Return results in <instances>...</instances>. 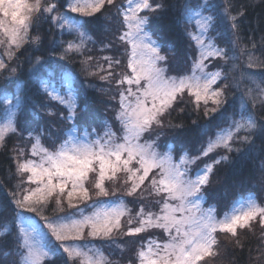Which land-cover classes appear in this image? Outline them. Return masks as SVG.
Returning a JSON list of instances; mask_svg holds the SVG:
<instances>
[{
    "label": "snow or ice",
    "instance_id": "1",
    "mask_svg": "<svg viewBox=\"0 0 264 264\" xmlns=\"http://www.w3.org/2000/svg\"><path fill=\"white\" fill-rule=\"evenodd\" d=\"M66 4L68 12L79 15H51L57 11V4L52 0H0V46L4 48L0 53V72H16V68H10L3 57L7 56L12 61L17 56L16 50L25 44H39L40 36H30L29 33L41 20H48L49 17L56 28L66 29L76 37L75 40L53 41L50 56L61 60L68 59L71 54L83 56L86 43L91 39L87 25L97 21L99 14L106 6L114 5L115 0H66ZM171 7L169 0H127V6L118 9L126 31L117 39L129 46L126 49L128 71L121 73V78L116 80L120 87L128 85L119 92L120 110L116 119L121 125V136L118 137L107 124L104 125V135L95 140L90 139L91 133H78L75 124L63 134L64 138L51 131L45 136V131L37 127L35 131H28V137L33 141L30 149L33 158L19 159L24 156V149H14L17 154L14 157L16 173L21 177L26 175L21 183L30 187L22 194L10 193L9 207L15 205L11 209L14 215L10 220L0 219L3 226V231H0V264H44L61 249L66 254L64 264H109L98 249L89 248L85 252L81 242L111 240L115 234L134 237L153 228L162 229L168 239L163 242L150 239L141 244L135 250V264H207V258L218 255L217 233L236 237L238 229H250L251 222L257 219L264 228V206H260L252 196L234 201L220 219L214 207H202L204 190L211 182L214 166L230 162L231 153L242 155L251 151L257 137L264 141V117H257L254 112L257 102L264 110V88L258 85L255 95L251 94V90L245 92L251 101V108L246 106L247 102L242 97V111L223 117L228 103L225 96L228 85L222 88L213 86L227 77L219 70L206 71V61L215 58L227 62L229 56L227 50L218 47L209 35L215 20L211 15H204V7L200 5L182 6L184 24L196 29L193 32L185 27V35L191 42L189 47L195 46L191 71L184 75H167L170 63H174L179 70L181 64L191 59L187 51L169 45L166 37L157 35L153 39V34L148 31L150 20L159 19ZM145 12L152 15L141 14ZM230 19L231 28L238 30L237 17L230 16ZM105 47L111 48L112 45ZM36 59L40 61L39 57ZM249 59L248 66H255L253 58ZM104 60L108 63L107 69L95 65L96 71L88 72L85 68L87 75H99L101 80L111 81L113 66H119L121 60L111 57H104ZM91 62V56L81 61L87 67H93ZM37 90L42 91L44 100L33 110L37 115L44 113L46 129L63 121H77L81 112L86 114V120L95 119L86 105L80 106L78 95L72 91L62 94L50 80H41ZM185 94L194 98L197 112L203 105V116L209 117V123L222 117L226 124L215 127L214 135L208 137L198 156L184 152L179 155L177 163L170 152L156 150L155 140L144 144L140 140L145 134L165 126V117L171 114ZM15 100L13 104L5 99L7 119L0 123V149L7 147L10 135L18 134L19 94ZM209 102L213 105L211 108ZM57 106H65L67 115L58 111ZM237 115L239 118H236ZM168 127L184 129L183 124H172L171 121ZM208 131L204 128L202 134L207 135ZM242 132L245 134L241 135ZM42 138L48 139L51 146L45 147ZM56 140L60 142L57 144ZM221 149L225 154L205 164L195 176L189 174L190 166L201 157H208ZM261 171L264 172V168ZM90 174L94 179L90 180ZM120 174L125 177L123 185L127 196L143 197L147 192L149 196L158 197L155 203L159 205V211H145L142 204L133 218L123 199L118 203H108L103 199L115 195L116 189H110L106 182L115 184ZM261 179L264 180V177ZM146 181L148 184L143 187ZM50 202L55 204L54 213L65 214L51 219L41 216L43 227L24 215L26 212L39 214ZM88 208L92 211L85 214ZM66 209L72 211L66 212ZM124 217H129L126 225ZM134 221L136 226H133ZM9 223L13 225L12 229L7 227ZM49 234L55 243L51 239L45 243ZM8 237H11V246L5 247L9 244Z\"/></svg>",
    "mask_w": 264,
    "mask_h": 264
},
{
    "label": "trees",
    "instance_id": "2",
    "mask_svg": "<svg viewBox=\"0 0 264 264\" xmlns=\"http://www.w3.org/2000/svg\"><path fill=\"white\" fill-rule=\"evenodd\" d=\"M55 2L58 4L57 9H63L68 13V9L63 7L67 5L66 0H55ZM126 2L127 0H115L114 5L106 6L102 14H99L97 21L87 25L91 39L86 43L83 56L71 54L65 60H61L59 57H51L53 41L75 40L76 37L75 34H70L66 29L62 31L49 23L48 29H37L33 32L35 36L39 35L41 38L40 43H36L34 50L28 48L29 44H25L23 48L16 50L17 56L14 60L5 61L10 68H16V72L14 74L9 71L0 72V119L5 115L2 94L8 91L11 92L16 85L19 86L20 90V111L17 112L18 134L10 135L6 141L7 147L0 149V193H3V186L18 178L14 159L17 154L14 149H24V156L19 159H29L31 156L32 141L28 137V131H35L39 127L45 131V136H47L48 131L63 136L64 131L73 124L80 130L90 127L97 128L96 126L101 123L103 125L108 123L113 128L118 126L114 124L113 120L119 110V92L128 87L126 84L122 87L116 84V80L121 78L120 74L128 71L126 69L127 45L117 39L124 31L122 17L119 15L118 9L124 7ZM169 2L172 4L171 9L161 15L159 19H151L148 31L153 34L154 38L157 35L164 36L167 38L169 45H174L188 52L191 59L187 63L181 64L179 70H177L174 63L169 64L168 74L181 75L191 69L192 59L195 58V46L193 44L189 47L191 42L185 35V27H189L191 31L194 27L184 24L181 18L182 6L185 4L189 6L199 5L200 0H169ZM204 12L206 15L213 16L215 20L214 27L210 30L209 35L215 39L218 47L227 50L229 56L227 62L215 58L208 60L206 70H219L227 77L218 81L214 88H222L228 85L225 96L228 103H231V107H228L227 103L224 113L230 117L233 112L239 113L242 111L240 108L242 97L247 102L246 106L251 108V101L245 95L247 90H251V94L255 95L258 85L264 88V66H262L264 65V0H211ZM238 13H242V15H238ZM141 14L152 15L146 12ZM73 15L75 17L79 14L74 13ZM230 16L237 17L238 30L231 28ZM109 44L112 45L111 48L105 47ZM0 49L3 50V47L0 46ZM164 51L167 52L168 50L164 49ZM26 55L31 56V61L27 60ZM88 56L92 57L93 67H87L86 64L81 63ZM37 57L40 58L39 62H37ZM104 57L121 60L119 66H113V79L111 81L101 80L99 75H87L85 71V68L88 72L96 71L95 65L107 69L108 63L104 60ZM250 57L256 62L253 67L248 66ZM47 71L54 76L63 73H70L73 76V90L78 95L79 104L81 107L87 106L88 112L94 114V120H86V114L81 112L79 113L80 119L73 121V124L67 120L56 123L51 129H46L47 118L44 113L40 112L37 115L33 109L35 105L44 100L42 91L37 89L39 80L47 74ZM188 97L185 94L183 99L177 103L180 107V114H175L172 110L171 114L165 117V125H167L162 129H158L160 134L164 136V141L159 145L169 148L174 155L186 151L190 155L197 156L208 137L212 136L215 128L210 129L208 125L202 122L203 120L199 118L198 114H202L203 111L197 112L192 100ZM232 105H234V108ZM201 109H203V105H201ZM57 110L64 112L65 115L67 113L64 106H57ZM21 112H23V115H21ZM254 112L257 117H264V110H261L259 102H257ZM171 117L174 120L173 124L184 125L182 131L168 127ZM193 121H196V124H193ZM222 121L225 125L226 120L223 118ZM204 128L209 129L207 135L202 134ZM115 131H118V129ZM244 134L241 133V135ZM58 142L59 140H56V143ZM42 143L50 145V141L46 138H42ZM223 154L225 153L221 149L199 161L201 164L211 162L218 158V155ZM229 155L230 162L214 166L211 182L204 190V203L212 205L218 216L240 195L250 194L251 192L255 195L259 205L264 206V180L261 179V177H264V172L261 171L264 168V141L257 137L251 151H245L242 155L235 152ZM196 163L199 164V162ZM234 171H236L235 174H233ZM22 179H25V177H22ZM27 186L29 185L20 183L19 187L16 186L17 191L22 194ZM106 186L110 189L115 188L114 196L118 197L117 194L120 192L116 184L106 182ZM146 196H148L147 192L144 193L143 197L136 195L127 200L131 217L136 216L138 207L142 204L144 207L150 206L153 209H158L159 205L155 203V199L158 197L151 196V200L146 203V201H142ZM112 197L110 195L108 198ZM11 199V197L7 198L5 195H0V219L10 220L14 215L11 209L15 206L12 204L11 208L9 207ZM53 208H55V204L50 202L47 207L40 210V213L49 217L65 214L54 213ZM67 211L72 210L66 209ZM128 218L126 217L123 220L125 225ZM133 226H136L135 221ZM7 227L12 229L13 225L9 223ZM124 230L126 231V226ZM0 231H3L2 225H0ZM146 235L159 236L160 233L157 232L156 228H153L134 237L120 234L118 242L113 237L111 240H92L90 245L105 253L108 256L109 264H130V262L135 264V250L141 244H144ZM7 239L9 244L5 247H10L11 237ZM217 239L218 247L216 251L218 255L207 258V264H264V228L261 227L258 219L251 222L250 229H238L236 237L226 233H217ZM65 258L66 255L55 253L46 259L44 264H64Z\"/></svg>",
    "mask_w": 264,
    "mask_h": 264
},
{
    "label": "rangeland",
    "instance_id": "3",
    "mask_svg": "<svg viewBox=\"0 0 264 264\" xmlns=\"http://www.w3.org/2000/svg\"><path fill=\"white\" fill-rule=\"evenodd\" d=\"M52 2H54V3H56L55 2V0H52ZM211 3V0H200V6H203L204 7V10H205V8L209 5ZM58 5V4H57ZM127 6V2L125 3V5H124V7H126ZM64 8H67V5H64L63 6ZM58 8V7H57ZM63 9H57V11L56 12H53L51 15H57L58 13H67V12H65V10H63ZM68 14L69 15H71V16H74L73 14L74 13H70V12H68ZM204 15H206L205 14V12L203 13ZM49 23L51 24V25H53L52 24V22H51V20H50V17H49V19L48 20H41V22L37 25V27L34 29V30H32V32H30L29 33V35L30 36H35V33H33V32H35L37 29H43V30H46V29H48L49 28ZM124 31H126V28L124 27ZM123 31V32H124ZM196 31V29L194 28L193 29V32H195ZM153 39H155L154 37H153ZM35 45H36V43H32V44H29V47L28 48H33L32 50H34L36 47H35ZM129 46L127 45V48H128ZM4 51V48H3V50H1L0 49V53H2ZM26 57H28V55H26ZM31 56H29L28 57V61H31ZM3 59L6 61V60H8V58H7V56H4L3 57ZM17 59H18V57H17ZM206 63H207V61H206ZM190 71H191V69L188 71V72H186V73H184V74H188V73H190ZM206 71H208V70H206ZM208 72H215V71H208ZM184 74H181V75H184ZM167 75H170V76H175V75H177V74H168L167 73ZM41 80H50L51 81V83H52V86L53 87H55V88H57V89H59V90H61V92H62V94L64 93V91H72L74 94H75V92H74V90H73V76L69 73H63L62 75H59V74H57V75H53L52 73L51 74H49V71H47V74L46 75H44V76H42V78L39 80V82L41 81ZM214 87V86H213ZM20 90H19V86L18 85H16L12 90H11V92L10 91H8V92H4L3 94H2V96H3V102H4V104H5V99L7 98L8 100H11L12 101V103L13 104H15L16 103V100H15V97L17 96V94H19V97H20V92H19ZM190 100H192V103H193V99L194 98H192V97H188ZM247 99H248V96H247ZM194 104V103H193ZM212 104H211V102H209V106H211ZM233 106V108H234V105H232ZM212 107V106H211ZM228 107H231V103H228ZM64 108H65V110L67 111V109H66V107L64 106ZM225 108H227V107H225ZM5 109H6V104H5ZM179 109H180V107L176 104L175 105V107H174V113L175 114H180L181 112L179 111ZM120 110V109H119ZM118 110V111H119ZM202 111H203V109H201ZM66 115H67V113H66ZM199 115V118L201 119V120H203L202 122L204 123V124H206V125H208L209 126V128L211 129L212 127H216L217 125H224L223 124V121H222V117H217V119L216 120H214V121H212L211 123H209L208 121H209V117H205V116H203V112H202V114H198ZM223 117H228V115L226 114V113H223ZM236 118H239V116L238 117H236ZM7 119V112H6V110H5V115H4V117L3 118H1L0 119V123H3L5 120ZM170 119V118H169ZM69 121V123H71V124H73V121L72 120H68ZM171 123L173 124L174 123V120L172 119V117H171ZM113 122H114V124H117L118 126L116 127V128H113V127H111V125L110 124H108V123H106L107 125H108V127L113 131V132H115L116 133V135L119 137V136H121L122 135V132H121V125H120V123H119V121L116 119V117H115V119L113 120ZM167 125V124H166ZM165 125V126H166ZM73 126V125H72ZM164 126V127H165ZM76 127V126H75ZM97 128H93V127H90V128H86V129H82V130H80V129H78L77 127H76V130H77V132L78 133H80V134H83L84 132H88V133H91V135H90V139H92V140H95L98 136H100V137H102L103 135H104V132H105V127H104V125H103V123H101L99 126H96ZM116 129H118V131H115ZM67 130H68V128L64 131V133H66L67 132ZM94 130V131H93ZM214 132L215 131H213V134L212 135H214ZM158 137V138H157ZM61 138H64V136H61ZM152 140H155L156 141V145H157V148H156V150L157 151H159V152H161V153H164V152H170L171 154H172V157H173V160H174V162H179V155L180 154H182V153H184V152H186V151H184V152H182V153H180V154H178V155H174L172 152H171V150L169 149V148H167V147H163L162 145H159L160 143H162L163 141H164V136L162 135V134H160V132L158 131V129H156L153 133H151V134H145L142 138H141V140H140V143L141 144H144L146 141H152ZM208 140V139H207ZM59 142H60V140H59ZM58 142V143H59ZM119 142V141H118ZM205 142V141H204ZM32 143H33V141H32ZM57 143V144H58ZM206 143H207V141H206ZM206 143H205V145L204 146H206ZM44 144V143H43ZM44 146L45 147H50L51 145H47V144H44ZM203 149V148H202ZM201 149V150H202ZM200 152L201 151H199V154H200ZM198 154V155H199ZM190 155V154H189ZM197 155V156H198ZM210 155V154H209ZM190 156H193V155H190ZM31 158H33L32 156H30L29 157V159H31ZM206 159V157H201L199 160H201V159ZM38 159V158H37ZM196 161V162H199V164H197V163H195V164H193V165H191L190 166V175H192V176H195V174H196V172L198 171V170H202L203 169V167H204V165L205 164H210V163H212V161L211 162H205V163H200V161ZM15 170H16V164H15ZM155 171L156 170H154V173H155ZM236 173V171H234L233 172V174H235ZM151 175V174H150ZM15 178V177H14ZM25 179H26V175H25ZM91 179H94V177H92L91 176V174H90V180ZM124 179H125V177L123 176V174H120V179L115 183L116 184V186H118V188H119V192L121 193H118L117 194V196L118 197H115V196H113L112 198H103V199H105L108 203H112V202H119L120 201V199H123V201H124V204L127 206V208L129 209V205H127V200H129V199H131L130 198V196H127L126 194H125V191H124V185H123V181H124ZM21 180H22V177L20 176V175H18V178H16V179H14L12 182H10V183H8L6 186H3L2 188V192L3 193H0V195H5L7 198L8 197H11V195H10V193H12V192H17V193H19L18 191H17V187L16 186H20V183H21ZM114 184V185H115ZM147 184H148V182L146 181L145 182V186H147ZM32 186H34V185H32ZM88 186H89V188L91 189V183H89L88 184ZM1 187V186H0ZM12 187V188H11ZM28 187H30V186H27L25 189H27ZM144 187V186H143ZM24 189V190H25ZM249 196H252V197H254L255 198V200L257 201V199H256V197H255V195L253 194V192H251L250 194H246V195H240L239 197H238V199H236L235 201H238V200H241V199H244V198H247V197H249ZM12 198V197H11ZM158 199V198H157ZM157 199H155V200H157ZM149 200H151V196H146L145 197V199H142V201H146V203H148L149 202ZM126 202V203H125ZM257 203H258V201H257ZM233 204V203H232ZM232 204L229 206V207H227L226 208V210L225 211H223L222 213H220V215L218 216L217 215V218L218 219H220V218H222L223 217V215L226 213V212H228L229 210H230V208H231V206H232ZM259 204V203H258ZM14 205V204H13ZM15 206V205H14ZM141 206V205H140ZM140 206L138 207V210H137V212L139 211V209H140ZM209 206H212V205H210V204H206V203H202V207L204 208V209H207ZM81 207H83V205H81ZM131 207H132V203H131ZM213 207V206H212ZM92 211V209L91 208H89V209H86L85 210V214H88L89 212H91ZM145 211H153V212H158L159 211V207H158V209H153V208H151L150 206H148V207H145ZM24 215H26V216H30L31 218H32V220H33V222H35V223H37V224H39L41 227H43V225H44V221L41 219V216H46V215H42L40 212H39V214H35V213H24ZM47 215H49V214H47ZM47 217H49V216H47ZM54 216H51V217H49L50 219L51 218H53ZM77 218H79L78 216H77ZM126 219V217L125 218H123V220H125ZM157 229V228H156ZM44 231H47L46 229H44ZM157 232L158 233H160V235L158 236V235H156V236H153V235H146V238H145V241H144V243H146L147 241H149L150 239L151 240H153V241H158V242H163V241H166L167 239H168V236H167V234L162 230V229H157ZM120 234H115L113 237L114 238H116V241L118 242L120 239H118V238H120V236H119ZM48 239H51L54 243H55V241H54V238H51V236H50V234L48 235V237L45 239V243H47V241H48ZM82 244H84V251L85 252H87L88 251V249L89 248H92V249H95L94 248V246H92V245H90V243H87V242H81ZM98 249V248H97ZM99 252H101V253H103L101 250H99ZM56 254H60V255H66V254H64L63 252H62V249L61 250H58L57 252H56ZM90 255L92 254V253H89ZM103 255H104V257H106L107 258V261H108V256H106L105 255V253H103Z\"/></svg>",
    "mask_w": 264,
    "mask_h": 264
}]
</instances>
